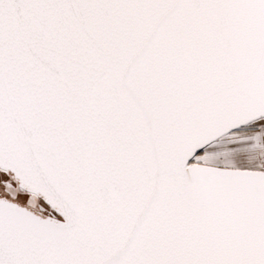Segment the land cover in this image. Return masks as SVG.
I'll list each match as a JSON object with an SVG mask.
<instances>
[{"label": "snow or ice", "instance_id": "snow-or-ice-1", "mask_svg": "<svg viewBox=\"0 0 264 264\" xmlns=\"http://www.w3.org/2000/svg\"><path fill=\"white\" fill-rule=\"evenodd\" d=\"M0 264H264V0H0Z\"/></svg>", "mask_w": 264, "mask_h": 264}]
</instances>
